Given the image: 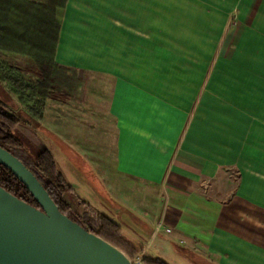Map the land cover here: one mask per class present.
<instances>
[{
	"label": "crops",
	"instance_id": "0c3cea01",
	"mask_svg": "<svg viewBox=\"0 0 264 264\" xmlns=\"http://www.w3.org/2000/svg\"><path fill=\"white\" fill-rule=\"evenodd\" d=\"M180 2L67 0L54 60L76 68L82 84L75 101L43 100L37 140L72 187L83 182L87 205L117 223L137 255L264 264V94L248 101L252 113L240 98L203 112L195 84L166 89L150 78L163 69L150 58L164 59L166 6L180 40ZM216 5L226 17L221 35L201 41L233 44L231 57L258 60L253 73L264 76V0ZM212 7L186 9L192 19ZM0 97L17 110L33 104L7 88Z\"/></svg>",
	"mask_w": 264,
	"mask_h": 264
},
{
	"label": "trees",
	"instance_id": "16d2710c",
	"mask_svg": "<svg viewBox=\"0 0 264 264\" xmlns=\"http://www.w3.org/2000/svg\"><path fill=\"white\" fill-rule=\"evenodd\" d=\"M66 4L67 0H0V46L23 56L21 64L0 66V80L7 82L8 89L19 96L20 102L33 103L28 109L15 110L0 99V146L34 173L63 214L133 258L137 251L122 237L121 227L107 216L88 209V205L75 196L52 152L40 145L32 156L13 134L17 127L26 123L24 117L36 120L46 98L62 103L78 99L82 81L77 69L60 66L54 60ZM0 185L38 207L27 188L2 164ZM142 263L167 264L151 256H143Z\"/></svg>",
	"mask_w": 264,
	"mask_h": 264
},
{
	"label": "rangeland",
	"instance_id": "374dc122",
	"mask_svg": "<svg viewBox=\"0 0 264 264\" xmlns=\"http://www.w3.org/2000/svg\"><path fill=\"white\" fill-rule=\"evenodd\" d=\"M172 0H166V3ZM213 7L206 13L204 11H193L192 19H189V12L186 9L189 3H193L196 8H210V1L208 0H181V31L180 40L178 41L174 34V28L172 26V9L166 6L165 11V43H164V59L150 58V67H162L159 69L158 75H152V78L156 82H164L166 89L176 87L178 84L180 88L188 84H195L194 105L204 112L205 105L206 109H217L221 107L220 100L224 99H245L246 110L253 112V107L248 101L260 99L264 94V76L253 73L252 67H254L258 60L252 59H239L231 57L233 44H227L222 42H204V39L209 33L213 35V38H219L221 35L220 27L222 21L226 19L223 17L222 11L217 10L216 3L220 0H212ZM198 10V9H197ZM201 15V17H196ZM208 14V19L202 17ZM212 15V17H211ZM236 12H230L228 17L230 20H234ZM189 39H198V41H187ZM177 40V41H176ZM155 45V44H154ZM158 53L161 54L160 43ZM152 44H150V55ZM226 55L221 57V55ZM229 55L230 57H228ZM23 56L15 55L5 50L4 47L0 46V66L10 67L11 65L21 64ZM158 78V79H157ZM35 80L32 77V80ZM4 83V85H3ZM8 89V84L3 82L0 83V93L3 89ZM193 98V96H192ZM3 102H6L0 97ZM207 100V103L206 101ZM8 102V101H7ZM9 105L15 108L12 101H9ZM24 117V116H23ZM23 122H26L17 127L13 134L18 137L25 145V149L35 156L40 144L38 142L39 132L37 126L33 123V120L29 117H24ZM73 183V178L69 177ZM74 192L75 196L80 198L86 204L91 203L86 200L87 189L83 182L74 180ZM91 205V204H90ZM84 206V205H83ZM92 206V205H91ZM82 207V206H81ZM88 209L94 210L100 214L95 208L87 207ZM83 207L82 210H84ZM104 215V214H103ZM106 216V215H105ZM123 237V236H122ZM124 251V250H123ZM138 252V250H135ZM134 255L133 258L129 259L131 262L142 263V257ZM126 253V252H125ZM168 264H176L173 260H169Z\"/></svg>",
	"mask_w": 264,
	"mask_h": 264
},
{
	"label": "water",
	"instance_id": "95a60500",
	"mask_svg": "<svg viewBox=\"0 0 264 264\" xmlns=\"http://www.w3.org/2000/svg\"><path fill=\"white\" fill-rule=\"evenodd\" d=\"M0 164L38 204L0 185V264H140L63 214L34 173L1 146Z\"/></svg>",
	"mask_w": 264,
	"mask_h": 264
}]
</instances>
